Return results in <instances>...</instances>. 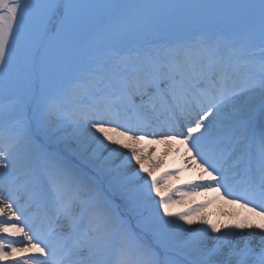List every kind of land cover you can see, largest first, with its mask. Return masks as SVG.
<instances>
[{
  "label": "snow or ice",
  "instance_id": "snow-or-ice-1",
  "mask_svg": "<svg viewBox=\"0 0 264 264\" xmlns=\"http://www.w3.org/2000/svg\"><path fill=\"white\" fill-rule=\"evenodd\" d=\"M0 100V264H264V0H0Z\"/></svg>",
  "mask_w": 264,
  "mask_h": 264
},
{
  "label": "bare ground",
  "instance_id": "bare-ground-1",
  "mask_svg": "<svg viewBox=\"0 0 264 264\" xmlns=\"http://www.w3.org/2000/svg\"><path fill=\"white\" fill-rule=\"evenodd\" d=\"M174 149H182L180 145H153L149 148L147 155L155 156V164L159 165L157 169L158 174H162L163 171L175 170L186 163L187 161L182 157V151H175ZM196 175V170L191 168L184 172L180 180L176 182L177 186H182L185 181H194ZM205 199L200 197L197 199V203L200 200ZM223 205H213L207 211L209 218L216 220L217 213L222 211ZM222 222H227V218H223ZM198 226V225H197Z\"/></svg>",
  "mask_w": 264,
  "mask_h": 264
},
{
  "label": "rangeland",
  "instance_id": "rangeland-1",
  "mask_svg": "<svg viewBox=\"0 0 264 264\" xmlns=\"http://www.w3.org/2000/svg\"><path fill=\"white\" fill-rule=\"evenodd\" d=\"M237 26V29L234 30L233 33H230L229 39H232L234 41H237V44L240 42L238 41H246L248 45L251 47L253 51L256 52L257 55H259V46H260V35H259V20L258 15L256 20L249 25H243L241 27ZM209 30H213V28H209ZM206 34H213L210 31ZM247 33H249L247 35ZM132 43H125L120 45L117 49L118 51H126L129 46H131ZM133 45V44H132ZM106 52L109 51L108 49L105 50ZM2 102V100H0Z\"/></svg>",
  "mask_w": 264,
  "mask_h": 264
}]
</instances>
